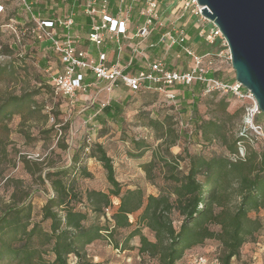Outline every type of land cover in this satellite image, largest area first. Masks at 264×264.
<instances>
[{"label": "rangeland", "instance_id": "rangeland-1", "mask_svg": "<svg viewBox=\"0 0 264 264\" xmlns=\"http://www.w3.org/2000/svg\"><path fill=\"white\" fill-rule=\"evenodd\" d=\"M29 1V0H27ZM44 0H34L42 9ZM157 19L147 39L134 47L133 53L144 51L151 58L161 59L169 68L186 69L192 65L191 58L182 49L162 46L152 40L155 33H163L171 26L181 25L185 31L193 28L194 36L186 43L195 53L203 55L204 63L217 71L224 80L235 78L230 58L223 53L220 44H211L198 35L199 28L210 25L205 19L192 12L180 9V2L159 0ZM0 209L10 204L30 202L33 205L34 220L40 218L41 206L51 195L52 189L46 173L56 168L68 166L75 155L78 163L90 172V176L77 175L76 189L82 194L86 189H108L105 169L94 158L89 157V148L94 141L101 142L113 159L116 178L126 187L139 186L146 194H156L157 184H162L165 168L157 162L151 169L153 181L147 178L142 165L155 159L168 149L173 154L224 152L231 157L221 140L201 142L194 134V114L190 104L192 99H168L163 93L154 91H128L121 86L108 90L105 83L91 85L85 91L76 92L73 98L57 93L47 80L40 62L49 50L35 46L32 37L24 33L17 21L28 18L21 0H0ZM33 10L35 5L32 6ZM177 9L175 13L172 11ZM135 10L133 9V12ZM183 15L177 18L180 14ZM137 17V16H136ZM135 17V19H136ZM134 23H128V31H133ZM129 39H120L121 44ZM153 42V46H148ZM84 44H88L85 41ZM115 46L113 40L99 47L91 46L89 51L96 55L99 50L107 51ZM133 49V48H131ZM223 94L200 91L196 106L199 118L218 117L223 122V130L228 138L240 135L242 128V101L226 98L224 109L220 99ZM110 101L122 104V121L115 123L109 119L100 122V108ZM185 110V111H183ZM264 127V113L258 115ZM189 135L190 137H186ZM134 139H143L148 147L135 149ZM248 147L261 151L264 141L249 135L238 144L245 152ZM143 149V150H142ZM142 151L139 157H134ZM156 155V157H155ZM185 161L180 162L183 167ZM116 207L118 198L112 197ZM76 207L84 208L83 202ZM109 210L107 216L110 215ZM250 216H260L264 221V211L250 212ZM175 224L177 216L175 215ZM134 220V215H131ZM48 221L43 225L48 227ZM129 229L114 234L120 242ZM149 239L152 233L141 228ZM264 232V229H263ZM139 236H133L123 246L113 247L104 238L86 246V262L89 264H158L156 258L138 251ZM217 258L222 255V245L216 239H208L201 245L186 250L177 264H186L196 256ZM230 264H264V244L259 235L253 241L245 242Z\"/></svg>", "mask_w": 264, "mask_h": 264}, {"label": "trees", "instance_id": "trees-1", "mask_svg": "<svg viewBox=\"0 0 264 264\" xmlns=\"http://www.w3.org/2000/svg\"><path fill=\"white\" fill-rule=\"evenodd\" d=\"M33 12L42 16L53 17L56 7L52 0H44L42 9L34 0ZM176 2L173 1L172 5ZM132 19L137 16L134 8ZM73 32L84 38L89 20L77 14ZM19 22L22 27H32L29 18ZM194 29L186 31L188 40L194 36ZM32 37V42L48 52L40 62L50 83V72H56L60 62L47 40L37 39L34 33L24 32ZM159 33L152 40L159 43ZM219 40L215 41V44ZM175 48L179 46L174 45ZM133 59L126 71L146 70L138 67ZM209 76L219 77L217 71ZM223 81L233 82L231 80ZM51 85V84H50ZM130 91L124 85L119 84ZM174 92L175 98L186 105L190 104L194 114L193 134L201 142L221 140L228 153L238 156V144L248 136L226 137L223 122L218 117L199 118L196 116L198 94L203 85L197 81L189 85L166 87ZM154 91L156 85H143L136 91ZM218 94L217 92H210ZM223 94L220 103L227 107ZM4 108H0L2 114ZM122 104L110 101L100 108L96 115L100 122L109 119L115 123L122 121ZM185 111V110H183ZM260 118L256 121L260 123ZM186 137H190L186 135ZM258 139V138H257ZM135 149L148 147L143 139H134ZM142 149V150H143ZM89 157L98 161L105 169L108 189L90 188L84 193L77 191V175L90 176V172L78 163V156L65 167L56 168L46 173L52 189L51 195L41 206L38 220H34L33 205L30 202L10 204L0 209V264H89L86 262V246L99 239H108L113 247L125 245L133 236H139L138 251L156 258L158 264H177L183 253L201 245L208 239H216L222 245L219 264H230L240 252L242 245L256 236L263 234L264 221L260 216H250V212L264 211V149L261 151L248 147L243 156L231 157L224 152L213 151L209 155L186 152L184 156L173 154L168 149L155 159L142 165L147 178L153 181L151 169L155 163L165 168L162 184H157L156 194H146L139 186L126 187L116 178L113 159L107 154L101 142L94 141L89 148ZM140 151L133 154L139 157ZM156 157V155H155ZM185 161L183 167L180 162ZM112 197L118 198L116 207ZM84 208L76 207L82 203ZM106 208L112 209L107 216ZM134 215V220H131ZM177 216V224L175 217ZM48 221V227L43 225ZM122 242L114 234L122 229H129ZM148 229L153 236L149 239L141 232Z\"/></svg>", "mask_w": 264, "mask_h": 264}, {"label": "built area", "instance_id": "built-area-1", "mask_svg": "<svg viewBox=\"0 0 264 264\" xmlns=\"http://www.w3.org/2000/svg\"><path fill=\"white\" fill-rule=\"evenodd\" d=\"M56 7L53 17L42 16L32 10V1L21 0L24 9L32 21V27H23L24 32H32L37 39L47 40L56 54L60 67L56 72H50V84L53 89L68 98H73L76 92L86 90L88 84L85 77L90 74L96 80L103 81L108 90L124 85L130 91L138 90L147 84L156 85L158 92L163 93L168 99H175L174 92L166 87L172 85H189L195 81L203 85V92H217L228 94L233 99L242 101V128L240 134L254 136L264 141V127L256 119L261 113L252 92L244 88L239 82L223 81L220 78L209 76L212 71L204 63L203 55L195 53L186 43L188 36L181 25L171 26L160 33L159 42L162 46H179L191 58L192 65L186 69L169 68L161 59L150 61L146 70L135 72L126 71L127 66L120 65L117 61L110 62L105 51H98L93 55L91 46L99 47L106 40H113L117 51L121 50L120 39L129 36L128 23H134L132 36L140 41L147 39L157 19L159 0H52ZM180 2L182 11L188 10L210 22L207 29L199 28L198 35L213 44L219 40L222 47L220 53L230 58L227 42L219 28L205 18L201 13V6L197 0H176ZM137 7V17L132 19L133 9ZM2 6L0 5V11ZM177 11V9H176ZM82 14L89 20V27L84 38L73 32L77 14ZM183 15L180 14L177 18ZM81 40L88 42L87 48L81 46ZM150 42L148 46H153ZM242 150L238 156H243ZM236 155V157H238ZM109 212V208L105 209ZM188 264H219L217 258H208L203 255L192 257Z\"/></svg>", "mask_w": 264, "mask_h": 264}, {"label": "water", "instance_id": "water-1", "mask_svg": "<svg viewBox=\"0 0 264 264\" xmlns=\"http://www.w3.org/2000/svg\"><path fill=\"white\" fill-rule=\"evenodd\" d=\"M225 38L235 80L264 113V0H197Z\"/></svg>", "mask_w": 264, "mask_h": 264}, {"label": "crops", "instance_id": "crops-1", "mask_svg": "<svg viewBox=\"0 0 264 264\" xmlns=\"http://www.w3.org/2000/svg\"><path fill=\"white\" fill-rule=\"evenodd\" d=\"M175 12H176V9H174L172 11V14ZM132 32L129 33L128 37L121 38V39H129V40L126 42H123V44H121V42H120V44H121V50L120 51H117L116 46L110 47L107 51H105V53L107 55V59L110 62H116L117 61L120 65L126 66L127 63L130 61V59H133L134 62L136 63L135 65H137L138 67H144V66H147V64L150 61L155 60V58H151V60H149V55L144 51H137V53H133L132 50L135 49L134 47H140L142 45L147 46V44L146 43L139 44L140 43L139 40L134 41V39H136V38L132 36ZM80 43H81L80 44L81 46H83L84 48H87V45L84 44L85 40H81ZM106 43H107V40L103 43V45ZM131 48H133V49H131ZM99 51H102V50H99ZM177 69H181V68H177ZM85 83L88 84L87 88H90L91 85H96L97 83H104V82L96 80L92 77V75L88 74L85 77ZM259 237H260V241L263 242V244H264V233L261 234ZM186 264H188V262Z\"/></svg>", "mask_w": 264, "mask_h": 264}]
</instances>
